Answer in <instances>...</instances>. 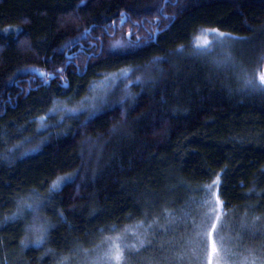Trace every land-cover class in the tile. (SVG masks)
Returning a JSON list of instances; mask_svg holds the SVG:
<instances>
[{
    "label": "trees",
    "instance_id": "1",
    "mask_svg": "<svg viewBox=\"0 0 264 264\" xmlns=\"http://www.w3.org/2000/svg\"><path fill=\"white\" fill-rule=\"evenodd\" d=\"M204 28L232 38L204 48ZM121 68L97 109L32 136L10 126L34 106L79 108ZM263 69L264 0H0V261L69 264L115 231L193 214L216 179L227 203L247 204L241 163L258 158L208 124L264 116Z\"/></svg>",
    "mask_w": 264,
    "mask_h": 264
},
{
    "label": "rangeland",
    "instance_id": "2",
    "mask_svg": "<svg viewBox=\"0 0 264 264\" xmlns=\"http://www.w3.org/2000/svg\"><path fill=\"white\" fill-rule=\"evenodd\" d=\"M222 25L226 27L225 24ZM213 30L224 33L214 28L201 29L197 41L202 47H211L215 38H218L209 34ZM122 72L128 75L129 68L107 69L98 74L90 82L89 92L79 108H70L63 101H52L49 106L32 107L24 120L14 122L10 126L16 131L22 129L25 136H32L36 130L45 131L49 125L58 122L60 113L64 111L67 114L91 112L105 104L111 90L127 76L122 75ZM26 123L28 126L23 129ZM208 128L220 140L239 146L246 153L258 158V165L250 161L241 163L250 194L247 204L242 206L235 201L227 203L222 180L216 179L215 185L213 182L210 184L213 186L212 191L218 194L222 201L221 222L217 223L215 233L218 248L221 249L220 255L226 257V264H252L253 256L264 257V178L260 174L264 168V116L254 111H245L231 114L222 121L209 123ZM66 177L63 183L73 178ZM196 200L192 207L193 214L184 213L170 217L164 226H154L155 228L143 226L115 231L107 241L105 240L104 245L94 252L85 254L80 248H76V256H72L69 264H99L110 240L122 246H130L123 248L122 264H206L201 255L202 247L197 232L204 213L211 207V203L205 204L204 201H211V197L208 194ZM37 227L34 226V229ZM2 246L0 244V253ZM66 261L61 264H68ZM0 264L4 263L0 261ZM7 264H22V255H14Z\"/></svg>",
    "mask_w": 264,
    "mask_h": 264
},
{
    "label": "snow or ice",
    "instance_id": "3",
    "mask_svg": "<svg viewBox=\"0 0 264 264\" xmlns=\"http://www.w3.org/2000/svg\"><path fill=\"white\" fill-rule=\"evenodd\" d=\"M218 38H232L227 36L224 33H220L217 30H213L209 33ZM122 75H127V73L122 72ZM248 83H254L253 80H249ZM255 86L259 87L261 90H264V72L258 73L255 79ZM67 177H60L57 181H54L51 186V191H55L61 183H63ZM217 182H213L215 185ZM213 186H208V192L211 197V201L205 200V204L211 203V207L208 212L204 213L203 219L200 222L199 230L197 232V238L202 247L201 255L204 258L206 264H226V257L221 256V249L218 248L217 240L215 239V233L217 229V223L221 222L222 216V201L219 199V195L212 191ZM30 207V206H29ZM143 224V222H141ZM195 226V221H193ZM150 227V225H149ZM115 230V227H113ZM119 239V238H117ZM43 238L38 239V243H42ZM221 242L223 238L221 237ZM130 247L128 245H121L115 241H109L108 249L103 253V256L100 258L99 264H122L124 261V252L123 248ZM252 264H264V257L257 258L252 257Z\"/></svg>",
    "mask_w": 264,
    "mask_h": 264
},
{
    "label": "bare ground",
    "instance_id": "4",
    "mask_svg": "<svg viewBox=\"0 0 264 264\" xmlns=\"http://www.w3.org/2000/svg\"><path fill=\"white\" fill-rule=\"evenodd\" d=\"M263 71H264V69H263Z\"/></svg>",
    "mask_w": 264,
    "mask_h": 264
},
{
    "label": "water",
    "instance_id": "5",
    "mask_svg": "<svg viewBox=\"0 0 264 264\" xmlns=\"http://www.w3.org/2000/svg\"><path fill=\"white\" fill-rule=\"evenodd\" d=\"M264 72V71H263Z\"/></svg>",
    "mask_w": 264,
    "mask_h": 264
}]
</instances>
